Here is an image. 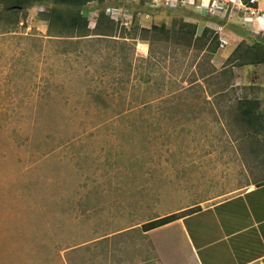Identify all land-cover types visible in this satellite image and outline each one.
<instances>
[{
    "label": "rangeland",
    "instance_id": "374dc122",
    "mask_svg": "<svg viewBox=\"0 0 264 264\" xmlns=\"http://www.w3.org/2000/svg\"><path fill=\"white\" fill-rule=\"evenodd\" d=\"M40 10L25 27L0 29V264H142L136 249L157 243L142 222L264 178V147L227 112L244 81L264 109V67L227 68L221 91L235 40L264 42L237 11L213 21L156 1L141 25L183 18L215 30L222 46L209 55L156 43L147 58L140 40H51ZM162 238L181 264L179 239Z\"/></svg>",
    "mask_w": 264,
    "mask_h": 264
},
{
    "label": "trees",
    "instance_id": "16d2710c",
    "mask_svg": "<svg viewBox=\"0 0 264 264\" xmlns=\"http://www.w3.org/2000/svg\"><path fill=\"white\" fill-rule=\"evenodd\" d=\"M111 1H113L112 6L123 8L130 15L126 24L115 21L106 13ZM198 2L196 0L194 6H197ZM241 2L245 7L255 8L257 6L255 0H241ZM153 4H155L154 0H0V29L2 33H9L19 25L25 27L28 12L35 7H40L41 10L35 14V22L40 21L45 25L46 36L51 40H63L73 45L80 44L82 40L96 37L119 38L124 41L140 40L149 46L147 58H150L151 49L156 43L169 42V44L209 55L220 51L221 38L215 30L203 27L199 31L197 23L185 21L183 18H172L169 23L151 22L149 26L141 25L138 19L139 15L145 14L143 9ZM90 6L93 7L91 17L84 14V11ZM10 7H20L21 9L10 10ZM201 18L206 19L208 15ZM91 21H93L92 28L89 26ZM226 61L227 64L221 71V75L226 78L227 83L221 91H224L230 84L232 72L227 68L233 66L242 69L250 66H264V42L256 41L250 44L239 42L230 52ZM247 87L248 83L244 81L235 100L231 102L229 99L227 112L237 123L238 129L241 131L240 136L248 138V140L249 138L255 140L254 144L258 145L256 147L263 148L264 142L258 141L257 137L264 136V109L258 96L248 95ZM253 87L258 88L253 84L248 88L253 91ZM254 150L252 149V151ZM262 185H264V180L254 184L255 188ZM196 210L198 209L192 208L181 213L169 214L147 221L140 225L139 230L141 232L154 230L174 222L186 214H192Z\"/></svg>",
    "mask_w": 264,
    "mask_h": 264
},
{
    "label": "crops",
    "instance_id": "0c3cea01",
    "mask_svg": "<svg viewBox=\"0 0 264 264\" xmlns=\"http://www.w3.org/2000/svg\"><path fill=\"white\" fill-rule=\"evenodd\" d=\"M255 2L257 6L252 8L254 12L252 15L250 12L241 9H228L224 15L227 12L237 11L238 15L242 16V20L246 21L245 26L248 35H256L258 32L263 35L264 7L259 6L258 0ZM195 9L200 10L198 5H193L194 12L197 11ZM200 11L202 14L204 9ZM217 18L208 16L206 19L214 21ZM241 41L243 39L240 37L236 39L232 45V50ZM256 41L260 42L254 40V42ZM249 42L251 43V41ZM143 50H146L145 46L142 48ZM259 67L264 66H256L255 69ZM188 174L192 175L186 171V175ZM260 180H264V178L258 180L252 178L246 184H235V187H230L224 192L204 197L201 200L183 205L175 212L147 220L151 221L192 208L198 209L194 213L186 214L162 227L141 232L142 236L152 237L156 235L157 243L152 242L154 244L152 246L142 244L141 248L136 249V253L141 254L140 263L148 262L147 256L149 255L151 260L156 258V261L160 260L161 264H170V262L176 264L180 257L170 261L167 255V247L170 245L168 241L162 238L163 235H167L168 240L171 238L174 241L175 237L179 239L178 244L180 246L175 244L172 246H176V249L181 248L183 255L181 264H264V185L257 188L254 186L255 182ZM185 181L187 182L188 179ZM147 221L142 222V224ZM132 228H126L120 234L133 230L134 228Z\"/></svg>",
    "mask_w": 264,
    "mask_h": 264
},
{
    "label": "built area",
    "instance_id": "2783aa9c",
    "mask_svg": "<svg viewBox=\"0 0 264 264\" xmlns=\"http://www.w3.org/2000/svg\"><path fill=\"white\" fill-rule=\"evenodd\" d=\"M132 1H138V0H132ZM160 1L163 6L165 7H171V6H178V5H195L196 0H154ZM198 7L200 10L206 11V14L209 17H220L221 14H223L228 9H238V10H245V12H250L252 15L253 9L249 7H245L244 4L241 2V0H198ZM126 11H124L125 13ZM106 13L115 21H121L124 24L129 20L130 15L127 14V12L124 14L121 8L118 7H109L106 10ZM222 16V15H221ZM222 16V17H223ZM221 41V40H220ZM225 43L224 41H222ZM226 44V43H225ZM222 46V43L220 44Z\"/></svg>",
    "mask_w": 264,
    "mask_h": 264
},
{
    "label": "water",
    "instance_id": "95a60500",
    "mask_svg": "<svg viewBox=\"0 0 264 264\" xmlns=\"http://www.w3.org/2000/svg\"><path fill=\"white\" fill-rule=\"evenodd\" d=\"M9 9L11 10V9H21V8L20 7H10Z\"/></svg>",
    "mask_w": 264,
    "mask_h": 264
}]
</instances>
